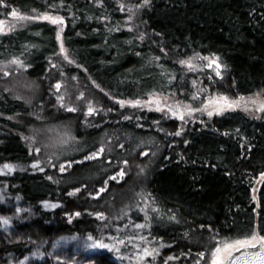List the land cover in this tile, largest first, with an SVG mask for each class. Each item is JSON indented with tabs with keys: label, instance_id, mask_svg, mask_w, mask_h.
<instances>
[{
	"label": "trees",
	"instance_id": "obj_1",
	"mask_svg": "<svg viewBox=\"0 0 264 264\" xmlns=\"http://www.w3.org/2000/svg\"><path fill=\"white\" fill-rule=\"evenodd\" d=\"M136 2L142 5L133 24L116 0L0 3V20L13 10L64 17L62 32L47 20L0 31V67L19 58L35 84L33 95L24 96L10 90L4 82L11 78L0 73V165L37 162L23 135L43 122L71 129L77 142L68 146L74 152L67 153V147L59 154L52 148L50 155L42 151L40 170L0 175V185L34 206L43 201L60 205L41 210L27 235L45 240L62 234L111 236L124 241L117 243L124 250L132 233L122 228L143 223L139 243L158 246L156 262L198 264L217 242L253 231L264 234V180L253 200L255 180L264 173V115L225 110L182 122L165 110L161 97L197 103L193 95L200 92L192 84L197 78L179 63L197 53L216 56L224 65L221 75L202 76L205 89L235 97L264 88V0ZM58 36L78 66L53 68L65 58ZM67 76L83 79L75 91L83 92L87 102L70 103L76 111L54 100L57 81ZM135 100L141 104H120ZM89 107L95 112L85 120ZM101 147L104 151L96 155ZM26 249L24 242L7 244L0 234L1 252ZM92 261L116 264L107 256L93 255Z\"/></svg>",
	"mask_w": 264,
	"mask_h": 264
},
{
	"label": "rangeland",
	"instance_id": "obj_2",
	"mask_svg": "<svg viewBox=\"0 0 264 264\" xmlns=\"http://www.w3.org/2000/svg\"><path fill=\"white\" fill-rule=\"evenodd\" d=\"M135 0H116V4L120 7L123 12L127 14V21H132L134 23L133 18L137 16V7L142 4L139 2L134 3ZM123 6V8L121 7ZM23 16H36L42 15L45 13L32 11L30 13H22L18 12ZM135 14V15H134ZM51 15V14H50ZM54 16V15H53ZM4 25L0 26L3 28V31H9V29L15 30L17 28L25 27L26 25L39 21V20H22L19 17H9L3 20ZM136 26V25H135ZM135 26H132L133 28ZM139 26V24H137ZM60 29V25H58ZM199 55L200 57H210L212 59L217 58L216 56L210 54H194L188 58L182 59L186 60L192 57ZM65 57V56H64ZM59 58L56 60L57 63L55 67L59 69L62 67H68L71 69L72 67L78 66L76 63H72L70 61L71 58ZM210 61L207 59L193 60L194 64H197L199 67L196 69H189L187 65H182V68L188 73L195 76L196 81L192 84L199 90L200 95L196 96L197 90L193 95L194 102H185L176 97L171 96H162V105L165 110L168 111V107L176 108L177 105L180 108L186 109L187 106H191L195 109H200L199 111L193 112L191 115H188L187 111H185L184 120H193L198 117L199 119L203 116H208L209 111H213L214 114L222 113L225 110H242L250 115L260 117L264 115V111L260 110L261 103H264V88L258 90L252 94L244 95V96H235L230 97V101H238L241 97L244 98L243 101L240 102L239 107L229 108L227 106H223V101L221 100V105L209 104V100H215L216 98H222L226 95L216 94L215 92H211L210 89H205L202 87L201 79L202 76L212 75L216 73V66L213 65L212 68H207L206 65ZM221 64L220 60L218 61ZM222 65V64H221ZM223 71V67L220 69V72ZM0 73L2 75L8 74L11 79L6 80L4 83L7 87L12 89H16L20 94H24L29 96L33 95V91L35 84L34 82H29L28 78L24 74V67L17 65L15 63H5L0 67ZM69 78H64L65 80H59L57 83H61L60 93L54 89V100L56 105L62 107L72 109L70 103L73 105L75 100L77 99L81 105L87 102V98L81 96L83 92H76L77 88L82 85V77L78 76H67ZM3 84V83H2ZM1 85V82H0ZM204 86V85H203ZM13 91V90H12ZM32 91V92H31ZM75 92V93H74ZM52 94V93H51ZM63 96V101L59 99V97ZM36 98V97H35ZM89 100V98H88ZM28 103L33 102L32 99L26 100ZM167 105V107H166ZM207 106V107H206ZM223 106L222 112H215L214 108ZM170 115H173L169 112ZM89 116L88 110L83 115V119ZM184 120H181L182 122ZM54 126V127H53ZM25 143L30 148V150L37 155V162H33L30 164L23 163H5L0 165V175H10L16 171L23 170H40L41 163L43 164L42 151L45 150L47 155L48 149H55L59 154L62 148H66V152H74L77 151L76 148H69V145L76 144L73 132L71 129H67L66 127H59V125H49L48 123H44L40 129H33L27 136L24 137ZM66 141V142H65ZM36 149H39L37 152ZM69 149V150H68ZM63 150V149H62ZM50 152V151H49ZM56 159L58 162H62V156H57ZM54 161V160H53ZM6 165H11L12 168L5 167ZM42 166V165H41ZM56 168H61V166H57ZM137 175L140 176L142 172L141 168H137ZM264 180V176L260 175L256 181V186L253 188V200L257 201V191ZM46 203L48 206H46ZM56 205V207H51V205ZM60 205L54 201H43L39 206H34L27 201H25L20 195L13 194L9 191V189L5 186L0 185V234L4 237L7 244L11 245L14 243H25V247L28 249L24 250L22 254L17 251H0V264H35L41 262L47 258H50L52 264H96L92 261L93 255L98 256H107L111 261L116 264H159L156 262L157 256H143V250L145 247L140 246L139 236L141 235L143 228L135 227L134 223H130L125 225L122 230L127 231L128 233H132V237L130 238V246L126 247L124 250H120V246L118 245L119 239L115 237L107 236L103 239H89L90 236H79L75 234H62V235H53L49 239L45 240L42 238H38L35 236L25 234L30 228L36 224V222L40 219V211H51L52 209L58 208ZM4 218H7L10 222L8 224L4 223ZM144 225L143 223H139ZM95 240H101L103 243L108 245H115L116 249L119 251H115V249H99V248H91L88 245H92ZM231 240H223L221 243L217 242L218 245H222L225 242H230ZM118 243V244H117ZM150 247V248H149ZM146 247L149 251L158 248V246H149ZM139 254V255H138ZM210 253L204 259L199 260L198 264H211V256ZM59 257V259H58Z\"/></svg>",
	"mask_w": 264,
	"mask_h": 264
},
{
	"label": "snow or ice",
	"instance_id": "obj_3",
	"mask_svg": "<svg viewBox=\"0 0 264 264\" xmlns=\"http://www.w3.org/2000/svg\"><path fill=\"white\" fill-rule=\"evenodd\" d=\"M100 3H103V0H99ZM0 3H3V0H0ZM150 0H144V4H149ZM51 7H55V5H51ZM123 8V6H121ZM11 15L13 17H19L22 20H47L50 21L52 24L55 25H63L64 24V17L63 16H53L50 14H42V15H36V16H23L20 13H18L17 11L13 10L11 12ZM4 25V21L0 20V26ZM11 29H9L10 31ZM0 31H3V28L0 27ZM60 31H63V28H60ZM58 39H61V52L64 53L65 58H68V53H67V49L64 48L63 45V40L61 37H57ZM158 59V58H157ZM200 59H207L210 62L206 65L207 68H212L213 65L216 66V74L217 75H221L220 73V69L222 67H224V65L219 64V58H215L212 59L210 57H200L199 55L186 59V60H180L179 63L182 65H187V67L189 69H196L199 66L197 64L193 63V60H200ZM72 63H75V61H70ZM13 63L20 65L21 67H25L24 62L22 60H20L19 58H15L13 60ZM10 73H6V75H8ZM173 79L175 77H172ZM55 87L57 89H59L61 87V83H57L55 85ZM158 95V94H157ZM81 96H83V93H81ZM59 99L61 100V102L63 101V96L59 97ZM221 100L223 101V106H227L229 108L232 107H239L240 106V102L244 100L243 97L240 98V100L238 101H230L229 98L227 96H224L222 98H216L215 100H209V104H216V105H221ZM125 103H129L132 106H137L140 105L141 102L139 100H135V101H120L121 106H123ZM156 104L158 106V110L163 111L164 108H160L159 104L160 101L159 99L156 100ZM223 106H219V107H215L214 111L215 112H222L223 111ZM167 107V105H166ZM207 107V106H206ZM200 109H195L192 108L191 106H187L186 109L184 108H180L179 105L176 106L175 109H173L172 107H168V111L171 112L174 116H178L180 120H184L185 118V111H187L188 115H191L193 112L199 111ZM260 110L264 111V103H261L260 105ZM71 111H76V109H71ZM93 112H95V108L93 107H89L88 108V113L92 114ZM214 114L213 111H209L208 112V116L211 117ZM129 117H125V119H128ZM181 131H183V129H181L180 131L174 133V135H180ZM66 142V141H65ZM121 147H123V145H121ZM36 151L38 152L39 149H36ZM104 149L103 147L100 148L99 152L96 153V155H99V153L103 152ZM145 155L147 153H144ZM89 157H85V159H88ZM71 163V162H69ZM125 164L128 163L127 160L124 161ZM5 167L8 168H12L11 165H6ZM61 171H64V167L61 166L60 168ZM119 177L123 178L125 175V172L123 170H121L118 173ZM262 176H264V173L261 174ZM49 179H51V177H49ZM113 180L116 179V177H112ZM75 191H79V189H75ZM100 191H104L103 188L100 189ZM99 193H97L98 195ZM89 195H91V193H89ZM46 206L47 203H46ZM51 207H56V205H51ZM75 215L79 216L80 213L77 212L75 213ZM95 215L99 216L100 218L104 217L103 213H96ZM171 219H175V216L171 217ZM10 221L7 218H4V223L8 224ZM135 227L137 228H143L146 227V225H141V224H137L135 225ZM89 239H93L91 236L89 237ZM140 239H144V237H140ZM118 243L123 244L124 241L120 240L118 241ZM88 247L91 248H99V249H115V251H119V249L115 248V245H108L103 243V241L101 240H95V242L92 245H88ZM242 249H258V251H254V252H250V253H246L243 260H244V264H264V234H260L257 231H253L251 234L245 235L242 238H236L231 240L230 242H225L222 245H218L214 248V251L212 252L211 256V264H237V257L235 256V253L241 251ZM158 251V249H153L151 251H149V249L145 248L143 250V256L147 257V256H153L156 252ZM139 255V254H138ZM198 255L200 257H203L205 255V253L200 252L198 253ZM171 259H175L176 257H170ZM59 259V257H58Z\"/></svg>",
	"mask_w": 264,
	"mask_h": 264
},
{
	"label": "water",
	"instance_id": "obj_4",
	"mask_svg": "<svg viewBox=\"0 0 264 264\" xmlns=\"http://www.w3.org/2000/svg\"><path fill=\"white\" fill-rule=\"evenodd\" d=\"M258 251V249H242L241 251L235 253V256L237 257V264H244V256L246 253Z\"/></svg>",
	"mask_w": 264,
	"mask_h": 264
}]
</instances>
